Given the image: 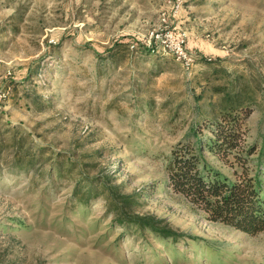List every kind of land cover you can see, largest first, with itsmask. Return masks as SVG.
Here are the masks:
<instances>
[{
	"label": "rangeland",
	"instance_id": "rangeland-1",
	"mask_svg": "<svg viewBox=\"0 0 264 264\" xmlns=\"http://www.w3.org/2000/svg\"><path fill=\"white\" fill-rule=\"evenodd\" d=\"M182 1L173 16L172 0H0V264H264V232L211 221L166 184L218 87L245 99L248 142L264 144V0ZM181 33L189 66L168 36ZM116 41L113 61L95 55ZM20 143L50 162L14 166ZM63 156L181 237L118 226L104 197L71 200L74 180L49 169Z\"/></svg>",
	"mask_w": 264,
	"mask_h": 264
},
{
	"label": "trees",
	"instance_id": "trees-1",
	"mask_svg": "<svg viewBox=\"0 0 264 264\" xmlns=\"http://www.w3.org/2000/svg\"><path fill=\"white\" fill-rule=\"evenodd\" d=\"M120 46L123 43L116 41L107 49L108 53L95 50V55L113 61L111 53ZM218 91L224 95L211 102L209 123L193 125L172 146L166 184L173 194L186 199L209 220L254 235L264 232V144L248 142L245 121L251 112L244 106L245 99L220 87ZM42 155L36 156L20 143L13 154V165L26 170L35 167L40 159L43 163L50 162ZM218 163L226 166L230 175ZM49 169L57 177L74 180L71 200L76 203L88 206L93 199L104 197L118 226L145 229L161 238L181 237L155 215L135 212L140 195L123 192V186L115 182L113 175L91 176L88 166L80 160L64 156L54 160Z\"/></svg>",
	"mask_w": 264,
	"mask_h": 264
},
{
	"label": "built area",
	"instance_id": "built-area-1",
	"mask_svg": "<svg viewBox=\"0 0 264 264\" xmlns=\"http://www.w3.org/2000/svg\"><path fill=\"white\" fill-rule=\"evenodd\" d=\"M173 1V7H172V12L173 16H177L179 13V10L181 8V5L183 3L182 0H172ZM167 20V18H166ZM171 40H173V46L176 54L178 55L179 58H183L186 61V64L189 66L191 63H194V58L193 57H188L186 55V42H187V37L185 33H181L177 38H173L172 35H168ZM11 88L8 87L6 90H0V113L3 111L6 102L9 98Z\"/></svg>",
	"mask_w": 264,
	"mask_h": 264
}]
</instances>
